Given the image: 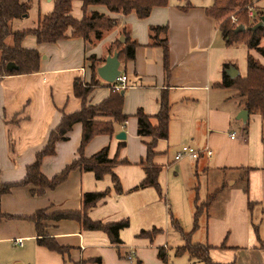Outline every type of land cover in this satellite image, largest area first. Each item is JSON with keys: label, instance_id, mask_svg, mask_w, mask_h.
Returning a JSON list of instances; mask_svg holds the SVG:
<instances>
[{"label": "crops", "instance_id": "crops-1", "mask_svg": "<svg viewBox=\"0 0 264 264\" xmlns=\"http://www.w3.org/2000/svg\"><path fill=\"white\" fill-rule=\"evenodd\" d=\"M187 3L188 6L183 7L184 1L168 0L166 6L154 7L145 18H138L134 13H111L102 5H90L87 13L96 11L115 18L117 24L103 30L99 38L91 33L86 40L69 37L56 43L39 44L50 45L48 48L57 53L53 64L46 65L43 60L47 56L41 58L38 72L17 75L0 72V180L13 182L24 177L26 166L46 144L62 114L80 108L81 99L74 95L73 83L76 78L90 81L89 57H95L96 68L104 64L106 56L117 50L114 46L123 36L122 28L128 32L129 40L136 43L133 58L119 59V69L126 75L122 111L128 118L124 125L114 124L112 135H95L84 148V155L89 157L107 146L108 156L113 157L122 141L115 135L119 131L125 132V145L117 158L126 159L127 163L113 168L122 191L115 190L110 174L98 180L92 172L77 169L70 172L65 182L54 189H45L41 195H33L31 186L27 185L15 187L0 198L1 211L24 216L42 208H47V213L79 210L84 192L108 188L109 194L88 211V216L104 223L127 219L129 225L119 232L121 243L112 244L104 232L86 230L78 221L49 219L44 221L45 238L63 248V251H57L38 243L41 236L32 221L2 220L0 242H10L21 248L14 260L25 264H135L136 259L142 264H202L188 253L176 254V248L183 244L182 238V243L170 250L168 241H157L161 233L152 239L138 238L136 234L153 228L148 227L153 210L158 217L166 209L168 217L175 220H180L183 212L192 216L193 225L194 198L197 197L200 203L218 190L206 212L200 215L199 226L192 232L191 241L209 245V257L215 263L264 264V241L258 226L252 222L255 208L259 214V207L264 210L261 117L248 113L245 121L237 119L243 108L238 106L235 93H230L233 89L221 85L224 63L229 64L227 70L233 67L238 71L237 75L245 77L247 55L251 54L263 64L264 56L249 50L241 42L226 44L220 23L206 13L213 0L209 3L187 0ZM31 4L39 18L51 12L54 6L53 0H32ZM70 13L76 19L83 17L80 0L72 1ZM163 25L167 26L166 35L159 33L152 39L149 28ZM164 37L168 47L167 68L164 48L159 43ZM22 45L36 48L37 44L34 37L27 36ZM97 79L99 84L89 95V104L99 103L110 93L111 83L98 75ZM162 93L166 94L170 106L168 136L157 141L152 160L161 167L158 177L161 194L151 186L132 190L145 176L143 162L146 143L150 140L148 136L137 135L134 114L140 108L156 125L154 115L160 108ZM251 115L256 117L254 123L245 126ZM81 135L82 125L76 122L66 138L56 143L55 153L43 158L40 169L46 177H52L78 156ZM130 141L138 143L130 148ZM182 145H189L201 153L196 159L174 160ZM207 148L211 150L209 156ZM128 154L129 159L126 158ZM124 166L129 168L120 169ZM200 175L204 178L202 200L201 183L198 187L193 181ZM245 185L248 187L246 192ZM167 197L177 205L174 212ZM131 233L132 238L128 237ZM17 238L23 239L21 245L14 244ZM161 247L165 251V261L157 255ZM170 255L172 259H169Z\"/></svg>", "mask_w": 264, "mask_h": 264}, {"label": "trees", "instance_id": "trees-1", "mask_svg": "<svg viewBox=\"0 0 264 264\" xmlns=\"http://www.w3.org/2000/svg\"><path fill=\"white\" fill-rule=\"evenodd\" d=\"M72 1L73 0H53L54 6L52 11L41 15L37 26L14 31L11 28V21L26 13L32 0H0L1 74L17 75L39 71L41 53L37 48L23 47L22 41L27 36L34 37L37 45L56 43L59 40L69 37H81L86 40L91 33H94L96 38H99L103 30L110 29L117 24L115 18L106 17L96 11L87 13L86 10L90 5H102L111 13L122 15L134 13L138 18H145L154 7L166 6L168 3V0H80L82 2L84 14L81 19H76L70 13ZM180 1L185 2L183 7L188 6L187 0ZM249 3H251L250 0H214L213 4L206 8V13L215 19H219L230 7L237 6L243 9V6ZM263 11L264 10H260L259 17ZM256 12H258V10ZM236 16L237 23L243 24L246 26V29L235 33V24L230 25L228 21H222L219 25V29L226 44L230 45L232 43L241 42L249 50H255L264 56V45L261 44V39L264 36V26L255 31L247 28L255 24L259 17L250 21L246 10H239ZM149 31V36L152 39H156L159 33L166 35L167 26H151ZM122 35L125 37L124 43L116 42L114 48H116L119 53V59H131L134 56L136 43L129 40L128 32L125 28H122ZM9 36L12 39L11 44L6 43V39ZM159 43L164 48V64L167 68L168 47L166 44V37L160 40ZM89 58L95 60L94 56H90ZM246 59L247 74L245 77H240L239 75L231 77L227 72L229 64H223L221 85L231 88L236 92L234 96L238 106L246 109L249 114L258 113L260 115L262 122V137L264 138V64L251 54H248ZM8 62H13L16 68L11 70L7 69L6 64ZM90 68L91 79L89 82H83L79 78H76L73 83V93L76 97L81 99L80 108L74 112L62 114L58 125L50 131L46 144L37 151L34 161L26 166L25 175L21 180L13 182H2L0 180V198L15 187L27 185L31 186V193L33 195H41L45 189H54L65 182L70 172L77 169L92 172L94 177L98 180L102 179L104 175L110 174L115 190L118 193L122 191L119 178L114 173L113 168L117 164L127 163L126 159L118 160L117 158L120 149L125 145V141L122 140L119 142L116 154L113 157L108 156L107 146L96 151L89 157L84 155L85 146L95 135H112L115 131L114 124L118 123L119 125H124L128 118L122 111L123 94L118 90L110 89L109 95L97 104L87 103L89 95L99 84L96 67L92 62ZM169 107L168 98L165 93H162L160 108L154 115L157 120L156 125L151 123V117L145 114L142 109H137L134 114L137 120V135L141 137L148 136L150 140L146 143V157L143 162L145 176L132 190L151 186L161 194L158 183L161 167L153 164L152 160L156 154L154 148L157 141L159 139H166L168 136ZM100 117L106 119H98ZM76 122H80L82 125L81 140L77 149L78 156L52 177H46L40 169L43 158L55 153L56 143L66 138L67 132ZM243 189L246 192L248 190L247 185H245ZM217 191L218 190L210 194L206 200L200 203L197 197L194 198L193 225L190 232H184L179 222L170 216L171 227L180 234L183 240V244L176 248V254L188 253L191 258L198 259L202 264H221L211 261L209 257V245L204 243H193L191 241L192 232L199 226L200 215L206 212L207 207L215 197ZM108 194V188L103 191L84 192L82 194V207L79 210H56L47 213V208H42L29 215L14 216L1 211L0 208V222L2 220L15 218L30 220L34 223L38 235L41 236L38 238L39 244L47 245L49 248L57 251H63V248L59 247L55 241L45 238L46 224L44 221L49 219H71L78 221L86 230H99L104 232L108 236L110 242L117 246L121 243L119 232L129 225L128 220L121 219L104 223L99 220H93L88 216V211ZM254 228L255 232H257V227L254 226ZM161 232L162 229L153 227L150 230H140L136 234V237L152 239ZM157 255L161 260L165 261L164 248H158ZM98 261L100 262L101 259L98 258ZM135 264H142V262L136 259Z\"/></svg>", "mask_w": 264, "mask_h": 264}, {"label": "rangeland", "instance_id": "rangeland-1", "mask_svg": "<svg viewBox=\"0 0 264 264\" xmlns=\"http://www.w3.org/2000/svg\"><path fill=\"white\" fill-rule=\"evenodd\" d=\"M192 1H193V3H194V1L195 2L199 1L202 3H209L212 0H192ZM250 2L251 3H249L248 5L243 6L244 7L243 9H240L237 6L230 7L228 9V11L223 16H221V18L216 19V20H218L219 23H221L222 21H228L230 25L235 24L237 26V25L241 24V23H239V24L237 23L236 14L239 12V10H241V11L246 10L248 17L250 18V21L257 19L259 17L258 15H259L260 10H264V0H250ZM257 10H258V12H256ZM39 19L40 18L38 17L37 11L34 10L32 4L30 3L29 9L27 10L26 13H24L21 17L14 18L11 21V28L14 31L25 29V28H32V27L37 26V24L39 23ZM258 20H259V18H258ZM6 43L7 44L12 43V39L10 36L7 37ZM261 44L264 45V36L261 39ZM28 45H30V44H28ZM26 46H27V44H26ZM48 46H50V45H39V46L35 45L37 50L41 53L42 59L47 56V59L43 60L46 63V65L47 64H53L56 61V60H53V57L55 56V53H57L56 50H54L52 48H48ZM26 48H28V47H26ZM89 61H90V63L92 62L94 64V66L96 65L95 60H91L89 58ZM233 92L236 93L234 90L230 91L231 94H233ZM256 114H257V116L259 115L258 113H256ZM254 118H256V117L251 115L249 120H248V123L245 126L252 125L254 123ZM237 124L240 126H243L241 122H238ZM137 143L135 141H134V143H132V142L129 143L130 148H133V146H136ZM120 151H121V149H120ZM126 158H128V159L130 158L129 154L126 156ZM121 168L127 169L129 167L124 166V167H120V169ZM132 168L134 169V167H132ZM202 180H204V178H202L201 175L199 176V178L193 180L195 182V185L198 187H199V184L201 183L200 200L204 199V194H201V193H203V190H202L203 181ZM185 182L186 181H184V180L182 181L183 184H185ZM190 182H191V180H190ZM162 191H164V189ZM210 191L211 190H209L205 195H208ZM190 193L194 194L193 190H191ZM167 198H168V201L170 203L171 210L174 212V209L177 207V205L174 203V201L170 200L169 197H167ZM158 199L161 200L159 197H158ZM261 208L262 207L258 208L260 210L261 214H259V212H257V207L255 208L256 212L254 213V216L252 218V222L258 226L260 237L264 241V210H261ZM175 216L177 217L176 214H175ZM181 217L182 218H180V220H177V221L179 222V224H180V226L184 232H189L191 227H192V216L188 217L182 212ZM149 223H150V225L148 227H150V228L156 227V228H160L163 230L161 232V234L157 237V241H159L160 243L164 242V241H168V245H169L170 250L172 248L176 247V245H179L182 243L181 237L179 236L178 232H176L170 225V218L168 217V213H167L166 209H164V214H162V216H158V217L156 215H154V210H153V219H151ZM126 232H129V229ZM128 237L132 238V233ZM193 239L196 240L195 237H193ZM20 249H21L20 247L13 246L10 242H6V241L0 242V264H16L18 262L21 264H25L22 261L14 260V257H17L19 255L18 251ZM169 259H172V255L169 256ZM132 260H134V258H132Z\"/></svg>", "mask_w": 264, "mask_h": 264}, {"label": "water", "instance_id": "water-1", "mask_svg": "<svg viewBox=\"0 0 264 264\" xmlns=\"http://www.w3.org/2000/svg\"><path fill=\"white\" fill-rule=\"evenodd\" d=\"M263 26H264V11L262 15H260L259 20L255 24L247 28L249 30L255 31L256 29L263 27ZM245 29L246 27L243 24H239L234 28V32L235 33L241 32V31H244ZM119 41L120 42L124 41L123 36L119 38ZM118 55H119L118 51L114 50L112 54L106 56L104 64L96 68L97 75L105 82L112 83L120 73V69H119L120 61H119ZM6 68L11 70L13 68H16V65L13 62H8L6 64ZM227 72L231 77H234L238 74V71L234 69L233 67H230L227 70ZM120 93L123 94V90H121ZM236 117L237 119H241L242 121H245L248 117V111L246 109H242L239 111ZM125 137L126 135L124 131H119L115 135V138L119 140H124ZM16 264H19V263H16Z\"/></svg>", "mask_w": 264, "mask_h": 264}, {"label": "built area", "instance_id": "built-area-1", "mask_svg": "<svg viewBox=\"0 0 264 264\" xmlns=\"http://www.w3.org/2000/svg\"><path fill=\"white\" fill-rule=\"evenodd\" d=\"M126 87V75L120 71L119 75L115 78V80L111 83V89H115L118 91L124 90ZM200 151L189 146L182 145L180 149L175 153L174 160H180L185 157H189L191 159H196L200 155ZM206 154L211 155V150L209 148L206 149ZM23 239L17 238L13 242L14 244H22ZM130 258V256H128Z\"/></svg>", "mask_w": 264, "mask_h": 264}]
</instances>
